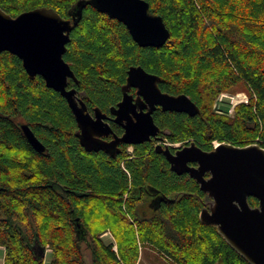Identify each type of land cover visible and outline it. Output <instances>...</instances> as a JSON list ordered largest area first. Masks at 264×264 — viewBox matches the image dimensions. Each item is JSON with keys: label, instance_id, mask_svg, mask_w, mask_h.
<instances>
[{"label": "trees", "instance_id": "obj_1", "mask_svg": "<svg viewBox=\"0 0 264 264\" xmlns=\"http://www.w3.org/2000/svg\"><path fill=\"white\" fill-rule=\"evenodd\" d=\"M90 0H0L11 16L37 7L76 22L63 54L90 108L114 103L130 66L158 78L169 94H185L195 115L155 116L171 142L256 143L264 148V0H145L169 30L160 47H141L126 26ZM74 86L72 81L69 85ZM236 86L255 98L232 116L212 106ZM44 145L36 151L20 125ZM165 128V129H164ZM65 100L41 76L30 78L14 54L0 53V255L2 264H138L149 245L174 264H249L199 219L208 204L187 174L170 170L151 142L123 144L116 157L87 151ZM250 205L258 201L249 197ZM76 218L78 219L76 222ZM79 223V229L77 227ZM110 231L106 243L100 235ZM81 236V237H80Z\"/></svg>", "mask_w": 264, "mask_h": 264}, {"label": "water", "instance_id": "obj_2", "mask_svg": "<svg viewBox=\"0 0 264 264\" xmlns=\"http://www.w3.org/2000/svg\"><path fill=\"white\" fill-rule=\"evenodd\" d=\"M89 2L99 12L122 22L141 47H160L169 37L162 17L149 14V4L145 0ZM75 22V16L65 19L46 7L27 10L15 17L0 7V53L8 51L17 56L30 78L41 76L47 87L65 98L78 125L76 134L84 149L107 150V145L116 142L141 144L149 140L159 131L151 116L155 104L161 105L163 110L189 115L199 111L185 94L162 92L157 86L156 75L140 65L130 66L126 86L136 87L150 108L146 112L135 111L131 96L124 93L114 110L116 122L126 121L122 123L123 135L110 142L98 138L108 133L101 112L96 109L92 118L85 112L81 100L78 105L76 90L67 88L68 80H76V77L63 54ZM20 128L28 143L42 152L44 145L29 126L22 123ZM154 151L165 156L171 171L178 175L187 174L205 193L209 201L200 210V221L214 225L227 244L249 264H264V148L256 143L240 146L219 142L212 149L204 150L192 141L174 153L168 146L160 144L154 146ZM251 196L257 199V205H250L248 198ZM79 226L77 223L78 229Z\"/></svg>", "mask_w": 264, "mask_h": 264}, {"label": "flooded vegetation", "instance_id": "obj_3", "mask_svg": "<svg viewBox=\"0 0 264 264\" xmlns=\"http://www.w3.org/2000/svg\"><path fill=\"white\" fill-rule=\"evenodd\" d=\"M148 73H150V72H148ZM70 81H72V83L75 84V85L74 86H72V84L69 85ZM156 83H158V78H157ZM77 86H78L77 79L74 80V79L70 78L68 80L67 88L68 89L73 88V89L76 90V93H75L76 96H77L76 97V101H77L78 105H80L79 104L80 100L83 102L84 106L86 107L85 112H87L92 118L95 117L96 109H98L101 112L102 120L107 125L106 129L108 130V133L107 134H101L100 136H98V138L102 139L105 142H110V141H112L114 139L116 140L117 138L121 137L123 135V133H124V128H123L122 123H126V121L123 120L122 123H118V122H116L114 120L115 117H116L115 114H114V110L117 108L118 103L122 100V97H123L124 93H127L128 95L131 96L132 102L135 104V111L138 112V111L142 110L143 112H146L150 108V106L148 105V103L145 100L144 96L138 93L137 88L133 87V86H126V82H125V84L121 85L120 97L114 103H109V104L107 103L105 105V107H103V109L102 108L100 109L98 106H93L91 108L89 106H87L86 103L81 99L82 93L78 89ZM162 92H164V91H162ZM164 93H167V92H164ZM170 95H173V94H170ZM167 112H177V113H184L186 115H189L186 112H179V111H175V110H163L161 105L155 104L154 109L151 111V116H152V119H153L155 125L159 128V131L157 132V134L155 136H152L149 140L144 141L143 143L151 142L153 149H154V146L157 145V144H160L162 146H168L170 148V151L172 153H174L177 149H180V148L188 145L189 143H185V142H182V141H180V142H171V141H169V139L166 137V135L164 133L160 132V125L156 122L155 116L163 115L164 113H167ZM130 115H132V114H130ZM133 119L135 120L134 116H133ZM76 125H77V123H76ZM78 129L79 128H78V125H77V129H76L75 133H77ZM75 135L77 136V134H75ZM77 138H78V136H77ZM78 141H79V138H78ZM79 143H80V141H79ZM123 144L126 145L125 152H127L129 154L128 157H134V155L132 154L133 150H134L133 147H134V145H137V144H126V143H123V142H116L115 145H107V150H105V149H98V150L94 149V150H87V151H102L107 156L113 158V157H116V155H118L121 152ZM189 164L190 165H196V163H189ZM206 176H208V174H206ZM105 232L100 235V237L102 239H104V237H108V236H105Z\"/></svg>", "mask_w": 264, "mask_h": 264}, {"label": "rangeland", "instance_id": "obj_4", "mask_svg": "<svg viewBox=\"0 0 264 264\" xmlns=\"http://www.w3.org/2000/svg\"><path fill=\"white\" fill-rule=\"evenodd\" d=\"M225 92L231 93V94H237V93H242V92L247 93V90H245V88L236 86L234 88H230L228 91H225ZM213 104H214V102H213ZM106 232H110V231H106ZM103 240L106 243H109L111 239L108 237H104ZM80 246H81V250L85 256V259L87 260V263L90 264V249L88 246V238L87 237H83V236L81 237ZM140 250L141 251L139 254L138 264H174L171 260H169V259L165 258L164 256L158 254V252L153 247H151L149 245L141 247ZM49 257H50L49 256V250H47V252L45 254V264H47L49 262V259H50ZM2 262H3V258H2V255H0V264H2Z\"/></svg>", "mask_w": 264, "mask_h": 264}, {"label": "built area", "instance_id": "obj_5", "mask_svg": "<svg viewBox=\"0 0 264 264\" xmlns=\"http://www.w3.org/2000/svg\"><path fill=\"white\" fill-rule=\"evenodd\" d=\"M255 98L254 94H249L248 92H242L237 94H231L226 92H220L214 100L213 108L218 113H226L230 116L234 113V107L238 104H248L249 100ZM219 142L214 141L213 146L217 145ZM105 236L110 238V242L113 244V248L116 250V244L114 237L110 232H106Z\"/></svg>", "mask_w": 264, "mask_h": 264}]
</instances>
